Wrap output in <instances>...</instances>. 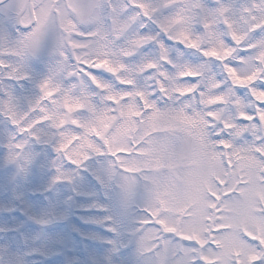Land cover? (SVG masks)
<instances>
[{"label":"snow or ice","instance_id":"6c2138e0","mask_svg":"<svg viewBox=\"0 0 264 264\" xmlns=\"http://www.w3.org/2000/svg\"><path fill=\"white\" fill-rule=\"evenodd\" d=\"M36 145L116 194L90 264H264V0H0L11 183Z\"/></svg>","mask_w":264,"mask_h":264},{"label":"rangeland","instance_id":"374dc122","mask_svg":"<svg viewBox=\"0 0 264 264\" xmlns=\"http://www.w3.org/2000/svg\"><path fill=\"white\" fill-rule=\"evenodd\" d=\"M34 150L39 158L27 178L13 184L14 170L0 166V264H90L89 253L103 256L115 237L103 221L108 208L94 205L112 207L116 194L97 178L98 160L80 171L74 185L53 184L55 153L43 145ZM121 253L119 259L134 264L130 246Z\"/></svg>","mask_w":264,"mask_h":264}]
</instances>
